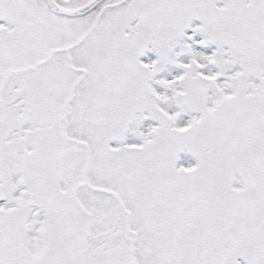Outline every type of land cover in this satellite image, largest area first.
<instances>
[{
    "label": "snow or ice",
    "instance_id": "obj_1",
    "mask_svg": "<svg viewBox=\"0 0 264 264\" xmlns=\"http://www.w3.org/2000/svg\"><path fill=\"white\" fill-rule=\"evenodd\" d=\"M0 264H264V0H0Z\"/></svg>",
    "mask_w": 264,
    "mask_h": 264
}]
</instances>
